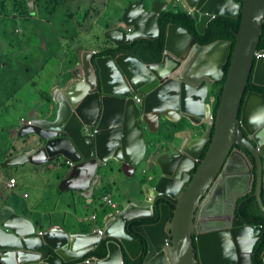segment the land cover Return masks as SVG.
I'll use <instances>...</instances> for the list:
<instances>
[{
    "label": "water",
    "instance_id": "obj_1",
    "mask_svg": "<svg viewBox=\"0 0 264 264\" xmlns=\"http://www.w3.org/2000/svg\"><path fill=\"white\" fill-rule=\"evenodd\" d=\"M185 2L199 33L215 17L241 12L239 28L233 29L234 45L224 38L200 44L186 26L170 22L163 56L157 62H146L133 52L96 54L100 50L78 46L79 70L72 71L57 90L55 114L22 124L19 132L25 148L4 162L5 166L31 162L55 167L67 162L60 188L74 187L90 196L103 163L113 158L121 162L125 174L132 175L147 153L146 132H156L162 120L168 127L182 120L178 129L170 127L168 140L174 148L153 159L155 179L152 175L146 181L151 185L144 199L147 203L133 200L118 212H107L102 233L69 232L61 224H51L39 233L31 218L4 204L0 207V264H126L125 254L136 259L144 251L141 264H253V249L264 228L245 218L234 202L254 186L251 195L264 210V93L247 89L257 87L250 80L264 85V48H259L264 0ZM167 7V0H154L150 8L144 0H135L121 18L131 30L116 24L105 35L116 47L138 37L155 38L160 34L159 13ZM229 59L214 119L196 138L197 148L189 151L178 138L213 112L207 95L223 78ZM234 144L254 157L257 173L253 170L246 179L238 177L230 205L222 201L216 209L215 217L232 216V221L225 226L205 225L211 216L206 215L209 208L201 206V199L220 171L225 172ZM237 172L245 174V169ZM152 215H157L155 221L133 226L141 238L129 231L130 220ZM103 239H107V254L87 256ZM261 256L264 259V249Z\"/></svg>",
    "mask_w": 264,
    "mask_h": 264
},
{
    "label": "crops",
    "instance_id": "obj_2",
    "mask_svg": "<svg viewBox=\"0 0 264 264\" xmlns=\"http://www.w3.org/2000/svg\"><path fill=\"white\" fill-rule=\"evenodd\" d=\"M1 1L0 207L11 205L15 211L31 218L38 231L46 230L51 224H61L69 232L97 230L103 225L105 210L109 208L98 197L105 193L111 195L117 206L110 208L115 212L130 201L146 197L150 188L140 181L141 174L146 173V181L147 175L155 179L153 162L148 160L147 166H141L142 161L132 175H127L121 162L109 159L101 166L100 178L90 196L74 187L60 188L65 167L69 166L67 162L62 167L31 162L5 166L4 162L25 148L24 136L19 132L21 117L33 119L55 114L57 90L71 78L72 71L79 70L75 49L82 46L85 50L99 51L116 47L105 31L116 24L128 29L121 18L129 3L135 0H32L33 5L28 0ZM144 1L150 8L154 0ZM167 1L168 8L175 4L174 0ZM11 111L16 112L14 119L7 121L5 116L11 115ZM204 126L205 122L192 124L180 136V141L187 140L189 151L197 148L194 137L203 135ZM165 136L163 131L157 135L146 132L147 141ZM156 146L155 154L169 150L158 147V141ZM23 175L37 179L31 183ZM10 177H15V187L6 186ZM26 188L36 191L32 195Z\"/></svg>",
    "mask_w": 264,
    "mask_h": 264
},
{
    "label": "trees",
    "instance_id": "obj_3",
    "mask_svg": "<svg viewBox=\"0 0 264 264\" xmlns=\"http://www.w3.org/2000/svg\"><path fill=\"white\" fill-rule=\"evenodd\" d=\"M2 1L0 0V6H3ZM240 19H241V12L238 13L237 16H217L215 17L213 20H211L205 30L204 33H199L196 29V25H195V20L192 17V15H190L187 11V9H184L182 6H174L171 5V7L167 8V9H163L160 11L159 13V18H158V22H159V27H160V34L155 37V38H148V37H138L134 40H132L129 43L126 44H122L118 47H105L102 48L99 52H97L96 54H106V53H116L119 51H125V52H133L135 54H137L139 57H141L144 61L146 62H157L160 61L162 59L163 56V52H164V47H165V40H166V27L168 25V23L170 22H178L184 26H186L188 29H190L194 36L197 39V42L200 44H206L209 42H212L214 40H217L219 38H224V39H229L231 40L232 44L234 45L235 43V35L233 33V29L236 31L239 28V24H240ZM260 43H259V48H264V25H263V32L261 34V39H260ZM233 49V48H232ZM232 54V50L230 53V56ZM230 64V59L229 61L224 64V75L223 78L221 80L216 81L212 86H211V91H213L215 93V99L212 101V106H213V114L215 116L216 110L218 108V103H219V99H220V93L222 90V85H223V80L226 76L228 67ZM250 85H254L257 87H261V88H257V87H253V86H247V89H254L257 91H260L262 93H264V86L262 85H255L254 83H252V81L250 80L249 82ZM182 120H179V124L178 125H171L170 127L173 129H178L181 126ZM167 123L166 122H162L161 123V128L158 131V133H160L161 131L166 133V136L163 138L165 140H167L168 138V131L165 129L167 127ZM158 133H155L153 135H157ZM160 138H155L152 139V141H150V139L147 141L148 142V148H147V153L146 156L149 157L153 151V149L156 147V141H158ZM211 140H208V143L206 144L203 153H202V158L204 157L209 144H210ZM145 177L142 176L141 182H144ZM103 192H101L102 194ZM104 194L100 195L98 198L102 199ZM256 207L258 210L259 206L255 203ZM109 208H107L105 210V213L111 211V208L109 205H106ZM105 206V207H106ZM104 207V208H105ZM173 207V205H172ZM248 207L252 208L253 204L252 202L248 203ZM262 214V218L264 220V212H261ZM157 218V215H152L150 218H137V219H132L129 221V231H131V233L136 236L137 238H141L140 234L138 232H136L133 229L134 225L137 224H142L145 223L146 221H155ZM263 225H264V221H263ZM89 229H87L86 231H88ZM106 241L107 239H103L97 248H95L94 250L90 251L87 256H91V255H95L98 257H104L107 254V249H106ZM264 249V234L263 236L258 240V242L255 244L254 249H253V254H252V260H253V264H262L263 263V258L261 256L262 251ZM145 251L143 252V254L141 256H139L136 259H129V257L125 254L124 255V261L126 264H141L143 262V257H144ZM29 264H44L40 261H37L35 263H29Z\"/></svg>",
    "mask_w": 264,
    "mask_h": 264
},
{
    "label": "flooded vegetation",
    "instance_id": "obj_4",
    "mask_svg": "<svg viewBox=\"0 0 264 264\" xmlns=\"http://www.w3.org/2000/svg\"><path fill=\"white\" fill-rule=\"evenodd\" d=\"M164 121L165 120H162L161 123ZM161 123H160V126L156 128V132H153V133H158V131L161 128ZM166 143H167V146H166ZM158 147H166L168 149H172L174 148V145L172 144L170 140L166 141L165 139H161V140H158ZM242 150L249 156L250 159L246 156L244 152L243 154L239 152V151L242 152ZM231 151L233 155L231 157V162L227 163V166L225 167L226 168L225 172H221L218 176L220 179V182H218V177H217L215 183L213 184V187L210 189L207 195L201 199V206H204L205 208H209V209H206L205 212H206V215L211 216V218H217L214 215L216 214V209L217 208L219 209L221 207L222 201H227L228 197L230 196L231 198H233L232 194L237 191L235 187L238 185V184L233 185L236 181V177H244V179H246L247 178L246 174L250 176L253 175V170H255L257 173L256 161L254 157L247 150H244L239 145L234 144ZM237 153H240L241 155ZM198 164L199 162L196 163V166L192 169L191 173H193L196 170ZM239 168L245 169V174L238 173L237 171ZM223 169H224V166H223ZM256 204L259 206L258 203ZM259 209L260 210L257 209L254 203V210L252 212L253 216L248 213L247 214L245 213V218L256 219L257 223L263 226L262 223L264 220L261 214V212L263 211L260 206H259ZM213 223H215V220L213 221ZM205 225H212V224H210L209 222H206Z\"/></svg>",
    "mask_w": 264,
    "mask_h": 264
},
{
    "label": "clouds",
    "instance_id": "obj_5",
    "mask_svg": "<svg viewBox=\"0 0 264 264\" xmlns=\"http://www.w3.org/2000/svg\"><path fill=\"white\" fill-rule=\"evenodd\" d=\"M174 6H182L184 9H187V11H188V13H190L191 11H192V9L191 8H189L188 6H187V4H186V2H185V0H183V2H181V3H179V4H174ZM168 8V7H167ZM166 8V9H167ZM127 30H131V28L130 27H128V29ZM255 85H257V84H255ZM262 86H264V85H262ZM251 89V88H250ZM210 90H211V87H210ZM210 90H209V93H208V95H207V101L208 102H210L211 103V106H212V101L215 99V93L213 92V91H211L210 92ZM212 109H213V106H212ZM214 119V116H213V112L211 111V113H210V115L208 116V117H206L205 118V120L203 121V122H205V126H204V128H205V131H206V127H207V124L211 121V120H213ZM202 122V123H203ZM199 124H201V123H199ZM199 124H195V125H199ZM167 131H168V134H169V136H168V138H167V140L168 139H170L171 138V132H170V127H166L165 128ZM153 134H155V133H153ZM181 136V135H180ZM180 136H179V138H178V142H182V141H187V140H182V141H180ZM197 137H199V136H197ZM197 137H194V138H197ZM166 140V141H167ZM208 140H211V138H209ZM208 140H207V142H206V144L208 143ZM206 144H205V146H206ZM156 145H157V141H156ZM210 145V144H209ZM205 146H204V148H205ZM204 148L202 149V153H203V150H204ZM157 152V146H156V150L154 151V153L153 154H155ZM202 153H201V158L200 159H202ZM153 154H151L149 157H147L146 155H145V157L143 158V160L142 161H144V162H146V161H150V162H153L154 163V161H153V159H154V157L157 155V154H155L152 158H151V156L153 155ZM199 163H200V161H198ZM67 164H69V163H67ZM156 166H155V163H154V168H155ZM143 173H144V171H142ZM221 172H223L222 170L220 171V173ZM141 173V172H140ZM219 173V174H220ZM146 174V173H145ZM145 174H143V176L145 175ZM219 176V175H218ZM149 178H151V176H149V175H147V179H149ZM219 178V177H218ZM237 179H238V177H236V181H235V183L233 184V185H236L237 184ZM143 184H146V181H144V182H142ZM147 186L149 187V188H151V185H148L147 184ZM254 189H255V187L254 186H250L244 193H242L241 195H239L236 199H235V202H234V205H235V208L237 209V207L239 206L240 207V210L242 211V213H248V214H250V215H252V212H253V210H254V203H258L257 202V199H256V197L255 196H252L251 194L253 193V191H254ZM237 192V191H236ZM235 192V193H236ZM235 193H233L232 195L234 196V194ZM149 195H150V193H149ZM149 195H146V196H149ZM229 198H231V196L230 197H228V199ZM238 200H239V202H238ZM249 202H252V204H253V207L252 208H250V207H248V203ZM227 203L230 205V201L229 200H227ZM260 206V205H259ZM261 207V206H260ZM111 208H113V207H111ZM116 208V207H115ZM262 209V208H261ZM114 211V210H113ZM263 212H264V210H262ZM253 216V215H252ZM232 219H233V217L232 216H227V217H217V218H209V219H206V221L204 222V223H206V222H209L210 224H214L215 226H217V225H219V226H225L227 223H226V221L227 222H231L232 221ZM215 220V223H213V221ZM252 222H254V223H256L257 225H260V226H262L261 224H258L257 223V220L256 219H250ZM263 224V223H262ZM263 228H264V225L262 226ZM98 228H100V227H97L96 229L98 230ZM101 230V229H100ZM42 231V230H41ZM101 232H102V230H101ZM263 234H264V232H263ZM263 234H262V236H263ZM261 236V237H262ZM258 242V241H257ZM263 258V257H262ZM263 262H264V259H263ZM263 264V263H262Z\"/></svg>",
    "mask_w": 264,
    "mask_h": 264
},
{
    "label": "built area",
    "instance_id": "obj_6",
    "mask_svg": "<svg viewBox=\"0 0 264 264\" xmlns=\"http://www.w3.org/2000/svg\"><path fill=\"white\" fill-rule=\"evenodd\" d=\"M174 2L176 4H179L181 2H183V0H174ZM96 50H94L95 52ZM257 55H259L257 53ZM139 99V98H137ZM31 122V118H24V117H21V123L24 124V123H30ZM15 183H16V179L15 177H10L7 181H6V186L9 187V188H12V187H15ZM102 202L104 205H109L110 207H113L115 208L117 205H116V202L115 200L111 197V195L105 193L102 197ZM93 219L95 218V214L92 215ZM99 232H101L100 228H98ZM39 233H42L41 230H39Z\"/></svg>",
    "mask_w": 264,
    "mask_h": 264
},
{
    "label": "rangeland",
    "instance_id": "obj_7",
    "mask_svg": "<svg viewBox=\"0 0 264 264\" xmlns=\"http://www.w3.org/2000/svg\"><path fill=\"white\" fill-rule=\"evenodd\" d=\"M28 3L29 4H31V5H33V3L32 2H29L28 1ZM11 115H6L5 116V119L7 120V121H12L13 119H14V115H15V111H11ZM147 166V164L145 163V162H142V164H141V166ZM156 168V167H155ZM149 170L150 171H152L151 170V168H149ZM44 175V174H43ZM45 176V175H44ZM142 176H143V174H141V179H142ZM23 178H26L27 179V181H29V182H31V183H33L31 180H35V179H37V177H35V176H29V175H23ZM48 179V178H47ZM46 179V180H47ZM45 180V181H46ZM44 181V182H45ZM141 181V180H140ZM151 184H153V182L151 181L150 182ZM28 191H30V193L33 195L34 193H35V191H36V189L34 188V189H31V188H26ZM143 196V195H142ZM145 199V197H140V198H138L137 200H135L136 202H138V203H140V204H146L147 203V201L146 200H144ZM127 205V204H126Z\"/></svg>",
    "mask_w": 264,
    "mask_h": 264
}]
</instances>
